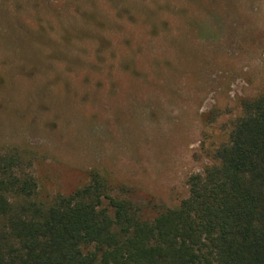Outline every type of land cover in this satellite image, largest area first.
<instances>
[{"label": "rangeland", "instance_id": "374dc122", "mask_svg": "<svg viewBox=\"0 0 264 264\" xmlns=\"http://www.w3.org/2000/svg\"><path fill=\"white\" fill-rule=\"evenodd\" d=\"M261 93L264 0H0V154L36 199L100 172L151 218Z\"/></svg>", "mask_w": 264, "mask_h": 264}, {"label": "trees", "instance_id": "16d2710c", "mask_svg": "<svg viewBox=\"0 0 264 264\" xmlns=\"http://www.w3.org/2000/svg\"><path fill=\"white\" fill-rule=\"evenodd\" d=\"M211 159L148 218L100 172L36 199L21 154H0V264H264V93L241 100Z\"/></svg>", "mask_w": 264, "mask_h": 264}]
</instances>
